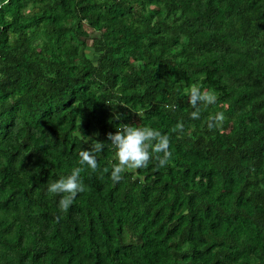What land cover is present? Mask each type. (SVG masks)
<instances>
[{
	"label": "trees",
	"instance_id": "trees-1",
	"mask_svg": "<svg viewBox=\"0 0 264 264\" xmlns=\"http://www.w3.org/2000/svg\"><path fill=\"white\" fill-rule=\"evenodd\" d=\"M121 123L168 162L114 182ZM0 264H264V0H0Z\"/></svg>",
	"mask_w": 264,
	"mask_h": 264
},
{
	"label": "clouds",
	"instance_id": "clouds-1",
	"mask_svg": "<svg viewBox=\"0 0 264 264\" xmlns=\"http://www.w3.org/2000/svg\"><path fill=\"white\" fill-rule=\"evenodd\" d=\"M217 94L214 90L203 91L198 87H193L190 92L189 103L195 110L190 115L193 119L200 117L198 103L215 104ZM217 123L224 120V113L217 112L213 118ZM213 124L210 123L209 127ZM108 142L113 151L116 162L113 164L111 178L120 181L123 171L145 167L150 160L155 159L160 165L168 162L170 155L168 151L169 137L159 129L145 125H130L121 123L117 125L114 133H108ZM104 147V142H98L89 149L83 148L79 153L78 165L73 167L66 175H61L58 179L48 183L50 193H64L60 200V206L67 208L73 198L79 192H84L87 188L81 179V172L84 168L96 169L97 157L94 153H99Z\"/></svg>",
	"mask_w": 264,
	"mask_h": 264
}]
</instances>
